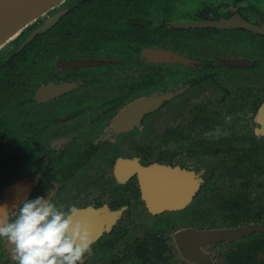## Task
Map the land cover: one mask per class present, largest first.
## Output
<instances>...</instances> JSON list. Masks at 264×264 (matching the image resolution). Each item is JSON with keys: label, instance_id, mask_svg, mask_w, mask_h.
Here are the masks:
<instances>
[{"label": "flooded vegetation", "instance_id": "1", "mask_svg": "<svg viewBox=\"0 0 264 264\" xmlns=\"http://www.w3.org/2000/svg\"><path fill=\"white\" fill-rule=\"evenodd\" d=\"M74 1L41 18L65 10L43 33L50 36L60 22V54L46 71L28 74L26 88L12 95L0 90V205L14 208L48 190L58 203H77L95 241L83 264H264V135L257 120L264 73L241 72L254 70L258 58L246 35L261 41L264 35L182 28L208 36L238 30L251 49L237 46L245 54L237 57H196L192 46L178 51L180 35L172 48L158 45L140 19L121 30L82 25L86 19L76 18ZM235 1L192 20L239 15L264 25L261 11ZM15 38L0 57L19 50L23 39ZM115 38L126 43L123 52L88 47L92 41L112 47ZM261 43L254 47L264 49ZM131 45L140 48L138 56L130 55ZM146 47L179 58L151 62L142 56ZM228 59L247 64L228 65ZM48 84L62 89L39 95ZM156 96L160 101L139 116L129 108ZM153 164L176 172L172 208L152 209L146 200L137 169ZM209 231L226 239L200 237ZM6 247L0 243V264H13Z\"/></svg>", "mask_w": 264, "mask_h": 264}, {"label": "rangeland", "instance_id": "2", "mask_svg": "<svg viewBox=\"0 0 264 264\" xmlns=\"http://www.w3.org/2000/svg\"><path fill=\"white\" fill-rule=\"evenodd\" d=\"M235 0H176L171 1L170 5L168 4L167 8L169 10L168 14L163 15L160 11L161 8L154 9V10H145L144 13L138 14L135 16V18L140 19L144 21V25L147 26L146 33L147 35L154 36L155 35V42L160 45L161 47L165 48H172L174 47V41L179 40V35L182 36L181 41H183V44L178 43L177 49L178 51H187L191 48L196 50V57H202V58H220V57H227V56H238V55H245L243 53L239 54L237 52V46L242 47V49L250 51L249 46L245 43L244 38L247 36L250 41H252L255 45L260 47L263 45V40L261 41L260 37L253 36L252 34H244L241 33V31L238 30H229V31H211L213 34L215 32L218 33V35H222L224 38H219L217 36H214L212 33L209 34H201V31L197 29H182V28H174L170 25L171 22L175 21H187L192 20L196 16L200 14L201 11H211L215 9V4L223 3L225 5L234 6ZM236 5L246 6L247 8H252L261 11L264 14V0H241V1H235ZM61 4V3H60ZM60 4L56 5L54 8L58 7ZM91 8H94L93 5H91ZM245 8V7H244ZM53 10V9H52ZM51 10V11H52ZM86 10H80L76 14V18L80 19L82 18V14L86 15ZM41 19V18H40ZM39 20V19H38ZM108 19L100 18L98 20L93 19H86L82 22V25H90V24H96L98 26H106V21ZM112 21V20H109ZM120 22L117 23L119 25ZM113 27L115 26V23H112ZM171 26V27H170ZM124 25L120 24L117 26L118 29H122ZM135 29V27H131V30ZM55 30V29H54ZM54 30H52V33L50 36L44 38V41H36L34 44L28 48L20 57L16 58V62L13 63V66L11 67V73L8 75L9 77L13 78L11 87L8 91L11 92L13 90H24L26 88V83L28 81L27 75L30 73H42L45 72L48 67V61L52 62L60 53V48L58 46V34L57 32L54 33ZM191 30V31H190ZM193 34V35H192ZM246 35V36H245ZM191 36L194 37V40H191ZM57 38V40L55 39ZM184 38V39H183ZM175 39V40H174ZM12 41V40H11ZM11 41H8L6 44H4L0 49V55L5 52L8 47L11 45ZM49 41L52 42L51 44H46L45 42ZM133 44V42H128V44ZM9 44V45H8ZM113 46L111 47L106 42H100L98 43L92 41L89 42L88 46L91 48V50L97 51L100 49V47H110L113 48L115 51L123 52L124 44L120 41V39L115 38L112 39ZM254 46H252L253 51H255L256 56V68L254 70H243L241 72L244 73H264V49L258 48L256 49ZM256 46V47H257ZM187 48V49H184ZM255 48V49H254ZM139 47L133 48V46H130V55L131 56H138L139 54ZM243 51V50H242ZM190 52V51H189ZM245 53V52H244ZM248 54V53H247ZM24 61L26 63H24ZM49 62V63H50ZM18 68H20V71H18ZM256 69V70H255ZM48 71V70H47ZM234 71V70H232ZM229 72V71H226ZM12 90V91H11ZM8 92L6 96L10 94ZM9 120V118H8ZM167 120V119H166Z\"/></svg>", "mask_w": 264, "mask_h": 264}, {"label": "water", "instance_id": "3", "mask_svg": "<svg viewBox=\"0 0 264 264\" xmlns=\"http://www.w3.org/2000/svg\"><path fill=\"white\" fill-rule=\"evenodd\" d=\"M66 0H0V49L8 41L13 40L21 32L27 29L31 24L38 19L44 17L54 7ZM65 10L58 11L53 15L46 17L40 24L32 29L28 35L21 41L19 49L29 44L37 35L43 34L49 30L60 18ZM170 25L174 28H205L214 27L219 29H234L243 28L252 33L264 35V25L259 26L244 21L239 15H234L229 18H220L218 20H188V21H175ZM142 56L151 62H170L179 55L169 49L146 47L142 50ZM226 64L232 66H243L247 62L240 59H228ZM62 89V85L48 84L42 86L38 90L39 95H51L57 93ZM161 96L150 97L147 99L136 100L131 103L129 108L136 109V115L154 107L159 101ZM258 121L260 128L258 132L264 135V102L258 110ZM118 121V120H116ZM138 173L141 180V185L145 190L146 200L152 209L172 208L175 206L174 199L170 193L169 185L171 177L175 175L174 169L165 166H158L153 164L148 167H139ZM159 187V188H157ZM180 201V199H178ZM156 203V204H155ZM180 204V203H179ZM178 204V205H179ZM241 232H244L243 229ZM240 232V233H241ZM236 233H239L236 231ZM224 232L217 231L204 232L200 235L202 239H226L222 236Z\"/></svg>", "mask_w": 264, "mask_h": 264}, {"label": "clouds", "instance_id": "4", "mask_svg": "<svg viewBox=\"0 0 264 264\" xmlns=\"http://www.w3.org/2000/svg\"><path fill=\"white\" fill-rule=\"evenodd\" d=\"M77 203H58L53 191L0 205V243L13 264H83L94 237Z\"/></svg>", "mask_w": 264, "mask_h": 264}, {"label": "trees", "instance_id": "5", "mask_svg": "<svg viewBox=\"0 0 264 264\" xmlns=\"http://www.w3.org/2000/svg\"><path fill=\"white\" fill-rule=\"evenodd\" d=\"M176 0H75V5L73 8L79 10H86V15L82 14V19H93L98 20L100 18L108 19L106 24L115 23V26L118 22L120 24H129L132 25V21L136 20L135 16L142 14L145 10H154L161 8L160 11L163 15L168 14V4ZM93 5L94 8H91ZM42 19L34 22L26 31L21 32L16 38L15 42L19 43L24 37L32 30L35 26L40 24ZM112 20V21H109ZM119 24V25H120ZM55 29V30H54ZM54 33L57 32L58 39L60 34V22L56 24L54 28ZM116 32V30H114ZM52 32V31H51ZM46 34L37 35L32 42L27 44L21 49H14V51L5 57H0V90H9L11 87L12 79L8 75L11 73V67L13 63L16 62V59L20 57L28 48H30L36 41H44ZM57 40V38H55ZM18 46V44L16 45ZM24 63H26L24 61ZM20 71V68H18ZM8 74V75H7Z\"/></svg>", "mask_w": 264, "mask_h": 264}]
</instances>
